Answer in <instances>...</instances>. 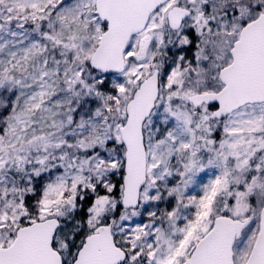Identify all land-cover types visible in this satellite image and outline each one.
<instances>
[{"label": "snow or ice", "instance_id": "1", "mask_svg": "<svg viewBox=\"0 0 264 264\" xmlns=\"http://www.w3.org/2000/svg\"><path fill=\"white\" fill-rule=\"evenodd\" d=\"M0 264H264V0H0Z\"/></svg>", "mask_w": 264, "mask_h": 264}]
</instances>
